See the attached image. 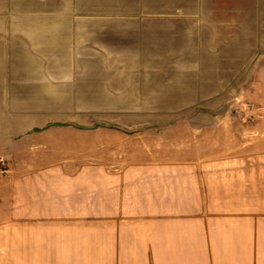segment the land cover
Segmentation results:
<instances>
[{"label": "crops", "instance_id": "0c3cea01", "mask_svg": "<svg viewBox=\"0 0 264 264\" xmlns=\"http://www.w3.org/2000/svg\"><path fill=\"white\" fill-rule=\"evenodd\" d=\"M73 65L70 77L62 67L57 78L31 80V90L47 93L39 106L89 98L73 105L111 107L118 102L97 101L134 83L126 67ZM0 75V264H255L264 238V98L251 141L226 125L224 135L237 139L221 148L208 140L203 152L168 131L128 134L108 115L85 128L16 115Z\"/></svg>", "mask_w": 264, "mask_h": 264}, {"label": "rangeland", "instance_id": "374dc122", "mask_svg": "<svg viewBox=\"0 0 264 264\" xmlns=\"http://www.w3.org/2000/svg\"><path fill=\"white\" fill-rule=\"evenodd\" d=\"M94 62L133 70L127 91L114 90L123 96L97 101L119 105L75 106L95 101L70 98L62 101L69 106L55 99V106H39L47 93L31 90L32 79L57 78L62 67L68 77L71 63ZM0 72L6 110L16 115L47 114L74 128L108 115V125L128 134L168 131L203 152L208 140L221 148L237 139L224 135L226 125L233 134L242 127L249 142V122L264 98V0H0ZM255 264H264V238Z\"/></svg>", "mask_w": 264, "mask_h": 264}, {"label": "built area", "instance_id": "2783aa9c", "mask_svg": "<svg viewBox=\"0 0 264 264\" xmlns=\"http://www.w3.org/2000/svg\"><path fill=\"white\" fill-rule=\"evenodd\" d=\"M5 171H6L5 162H3L2 160H0V174L5 173Z\"/></svg>", "mask_w": 264, "mask_h": 264}]
</instances>
